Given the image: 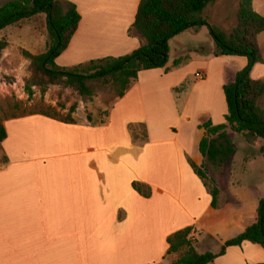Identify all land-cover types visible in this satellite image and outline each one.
Returning <instances> with one entry per match:
<instances>
[{
	"label": "crops",
	"instance_id": "crops-1",
	"mask_svg": "<svg viewBox=\"0 0 264 264\" xmlns=\"http://www.w3.org/2000/svg\"><path fill=\"white\" fill-rule=\"evenodd\" d=\"M66 1L77 6L81 21L57 59L60 66L120 57L140 46L139 34L131 31L140 0ZM239 5V0H218L204 16L229 29L236 25ZM254 8L264 16V0H254ZM190 29L193 36L203 31ZM208 35L207 41L176 40L175 57L170 50L165 67L141 71L104 115L74 112L73 121H64L33 112L5 119L0 264H173L181 254L169 252L168 239L177 231L191 227L200 253L220 254L256 220L264 181L237 179L249 166L232 165L236 151L214 178L216 207L198 173L206 164L199 126L226 122L224 86L248 64L245 56L216 55ZM8 42L4 57L13 48ZM261 65L252 77L264 80ZM18 72L4 74L17 77ZM249 145L260 148L254 158L264 154V139ZM134 182L150 194L139 193ZM210 264H264V248L244 241Z\"/></svg>",
	"mask_w": 264,
	"mask_h": 264
},
{
	"label": "trees",
	"instance_id": "trees-1",
	"mask_svg": "<svg viewBox=\"0 0 264 264\" xmlns=\"http://www.w3.org/2000/svg\"><path fill=\"white\" fill-rule=\"evenodd\" d=\"M218 0H140L135 22L131 28L141 38L140 46L130 54L91 60L75 67H64L57 59L67 50L77 32L81 15L74 3L66 0H11L0 5V31L9 25L20 23L39 14L46 15L49 42L45 52L34 54L23 50L30 60L31 76L26 80L29 97L34 95L33 87L40 89L42 96L50 86L61 85L74 89L83 101L90 100L101 91L113 93L114 100L125 95L132 81L143 70L163 68L169 61V41L174 36L190 29L206 26L216 43V55H237L248 58V64L237 73L236 79L224 86L228 113L226 122L200 124L204 134L199 150L208 165L223 166L235 152L233 133L242 134L253 144L264 139V106L260 100L264 95V80L252 77V70L258 63H264L259 36L264 32V16L254 8V0H239L235 14L237 24L231 30L213 24L204 16V9ZM9 46L8 39L0 38V60ZM181 60L175 62L179 65ZM73 105L67 118L56 112L43 113L73 121ZM15 117V115H12ZM0 117V145L7 137L4 121ZM9 118V117H8ZM205 166L198 169L205 179L213 201L217 206L219 189L215 179L207 180ZM134 188L144 196L150 194L140 182ZM192 228H185L172 234L168 242L169 252H179L180 258L173 264H210L226 248L241 245L244 241L260 244L264 248V197L260 199L256 220L236 237L228 240L220 254L211 251L200 253L190 238Z\"/></svg>",
	"mask_w": 264,
	"mask_h": 264
},
{
	"label": "rangeland",
	"instance_id": "rangeland-1",
	"mask_svg": "<svg viewBox=\"0 0 264 264\" xmlns=\"http://www.w3.org/2000/svg\"><path fill=\"white\" fill-rule=\"evenodd\" d=\"M9 1L11 0H0V5ZM202 28L203 33L200 32L193 36L191 31H186L175 40H172L170 43L171 58L175 57L178 49L176 40H190L192 42L209 40V29L206 26H203ZM232 28L227 30H231ZM0 38L9 39L13 43L11 53L4 57L3 52L0 61V117L8 118L12 117V115L18 116L27 113L48 111L52 113L56 112L58 113V116L67 118L73 105L77 106L75 111L77 114L90 112L93 114L95 113L96 116L99 117L104 115L116 100H114L113 93L110 91H101L94 98L83 101L74 89L69 87L66 88L61 85L50 86L44 96H42L40 89L34 86V95L29 97V94L26 91V80L31 76L30 63L27 65V58L24 56L22 48L37 53H42L47 50L49 36L45 14H40V16H34L23 20L20 23L7 26L0 31ZM259 42L264 56V35ZM8 58L10 59L8 60ZM261 64L260 68L264 71V63ZM14 68L21 72L20 76L18 75L16 77V75L4 74L5 70H11ZM15 83H17V85ZM10 84L13 86L10 87ZM178 92L180 93L181 90ZM260 102L264 106V95ZM233 136L236 152L233 157L232 165L239 168L238 170L242 169V167L245 168L249 166V170H247L249 173L241 172L237 179L239 181L248 182L251 178L254 180L259 178L264 181V154H259L254 158L256 149L259 151L260 148L249 145L240 133H233ZM250 158L251 162L246 163L245 160L248 161ZM204 166L208 182L216 177L219 178L220 167L210 166L207 162Z\"/></svg>",
	"mask_w": 264,
	"mask_h": 264
},
{
	"label": "built area",
	"instance_id": "built-area-1",
	"mask_svg": "<svg viewBox=\"0 0 264 264\" xmlns=\"http://www.w3.org/2000/svg\"><path fill=\"white\" fill-rule=\"evenodd\" d=\"M197 76H198V78H200V79L204 78V74H203L202 72L198 73Z\"/></svg>",
	"mask_w": 264,
	"mask_h": 264
}]
</instances>
